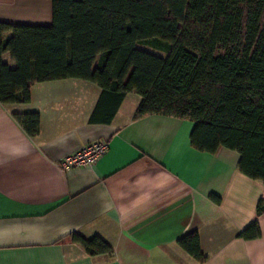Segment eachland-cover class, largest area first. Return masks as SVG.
I'll use <instances>...</instances> for the list:
<instances>
[{"label":"crops","instance_id":"1","mask_svg":"<svg viewBox=\"0 0 264 264\" xmlns=\"http://www.w3.org/2000/svg\"><path fill=\"white\" fill-rule=\"evenodd\" d=\"M52 17L51 0H0V23ZM2 60L16 67L9 53ZM101 97L97 84L67 79L33 85L29 104H0V264H264V183L239 171L240 155L196 150L191 121L137 119L135 92L109 121ZM16 114H38L39 135ZM94 142L108 146L94 167L60 168ZM256 219L262 237L240 238ZM193 231L203 263L179 245ZM75 234L112 250L90 256Z\"/></svg>","mask_w":264,"mask_h":264},{"label":"trees","instance_id":"2","mask_svg":"<svg viewBox=\"0 0 264 264\" xmlns=\"http://www.w3.org/2000/svg\"><path fill=\"white\" fill-rule=\"evenodd\" d=\"M51 1V26L0 23V104H29L37 83L79 79L101 88L100 107L111 108L104 111L110 118L135 92L137 119L193 122L196 150L235 151L239 171L264 183V0ZM7 53L14 69L2 60ZM15 118L39 135L38 114ZM263 215L264 199L257 218ZM239 237L260 239L258 219ZM73 239L90 256L112 250L98 237ZM179 245L206 261L197 231Z\"/></svg>","mask_w":264,"mask_h":264},{"label":"built area","instance_id":"3","mask_svg":"<svg viewBox=\"0 0 264 264\" xmlns=\"http://www.w3.org/2000/svg\"><path fill=\"white\" fill-rule=\"evenodd\" d=\"M108 152L106 143L94 142L85 145L75 153L64 157L60 162V168L70 172L76 168L94 167L99 160Z\"/></svg>","mask_w":264,"mask_h":264},{"label":"rangeland","instance_id":"4","mask_svg":"<svg viewBox=\"0 0 264 264\" xmlns=\"http://www.w3.org/2000/svg\"><path fill=\"white\" fill-rule=\"evenodd\" d=\"M138 48L142 49V50H145V51H148V52H151V53L153 52L154 54L163 55V54L151 49L150 47H147V46H144V45H140V46H138Z\"/></svg>","mask_w":264,"mask_h":264}]
</instances>
